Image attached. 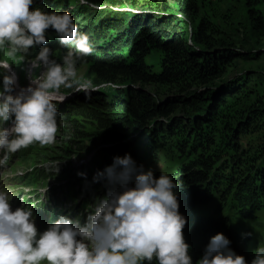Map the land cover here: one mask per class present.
Returning a JSON list of instances; mask_svg holds the SVG:
<instances>
[{"label": "clouds", "instance_id": "9594fccd", "mask_svg": "<svg viewBox=\"0 0 264 264\" xmlns=\"http://www.w3.org/2000/svg\"><path fill=\"white\" fill-rule=\"evenodd\" d=\"M33 2L0 0V50L7 49L11 59L39 48L31 64L42 69L39 79L18 87L8 74L13 64L0 59V152L5 153L0 165L7 153L55 143L57 105L66 99L61 88L73 87L78 62L93 52L89 37L78 33L70 13L42 11L33 8ZM49 29L68 49L60 62L49 47H41L48 43ZM76 87L87 93L91 84L81 81ZM101 179L106 180V195L95 202L85 223L60 217L42 232L32 208L13 210L8 193L0 190V264H151L154 258L158 264H193L183 234L187 220L179 211L178 185L171 177H154L125 153L114 156L93 182ZM230 243L224 234H215L196 264H246ZM250 264H264V247L256 250Z\"/></svg>", "mask_w": 264, "mask_h": 264}, {"label": "rangeland", "instance_id": "374dc122", "mask_svg": "<svg viewBox=\"0 0 264 264\" xmlns=\"http://www.w3.org/2000/svg\"><path fill=\"white\" fill-rule=\"evenodd\" d=\"M55 1L47 4L46 0H34L32 7L40 8L42 11L60 12L54 8ZM62 1L67 3L68 9L77 4L82 5L80 0ZM191 4H194V8L189 12L180 11L175 0H135L134 3L125 2L120 6L90 3L82 5L92 10L112 9L120 14H148L152 16L172 14L176 18L178 32L181 31L184 34L187 43L191 46L210 52L219 51L220 53L222 51L228 53L223 54L222 57L227 58L230 55L231 58L227 65H220L219 76L210 84H201L198 80H186L180 86L122 82L118 79L115 82L96 85V79L90 72L89 64L84 59L79 61L77 64L78 80L71 88H61V93L66 96V99L61 108L57 105L59 116H62V119L57 121L58 131L55 143L44 146L38 144L32 147L26 161L21 163L6 161L0 165V190L8 193L13 210L17 207L32 208L35 225L39 232L44 231L52 223L47 220L42 222L39 218L52 212L54 203H59L55 210L57 214H67L66 217L69 219H78L81 224L85 223L97 201L96 197L102 198L107 192L106 180L101 179L93 182L94 175L98 171L102 172L106 166L112 163L114 157L110 153L112 150L126 144L124 142L138 143L144 138L140 136L139 132L128 136L127 131L102 128L100 124L91 120L88 111L82 108L88 103L89 105L97 104L98 101L93 97V93L106 95L116 88L130 87L137 92L145 91L155 101L163 103L175 101L180 96L187 97L195 92L205 93L202 98L206 105L202 108L203 110H198L195 114L202 122V129L210 133L213 140L217 141L216 143H224L223 138L228 134L238 135L239 143H244L241 151H246L242 161L253 163L259 170L264 166L263 156H261L262 153L264 154V0H260L254 6H247L244 0H194ZM68 9L61 12H67ZM201 20L208 24L206 35L209 43L203 47L198 46L191 37V32H194ZM49 36H53L57 41L55 47L49 46L52 50V58L60 62V58L66 54L68 49L60 45L54 30L49 29L46 32V39L53 42L54 39H48ZM39 50V48H32L26 55L22 56L18 53L15 58L11 59L6 56L7 49L0 50V59H9V62L13 64L8 74L14 76L16 83H21L23 87H27L31 80L40 77L42 69L33 68L31 64ZM148 65L154 66L156 62H148ZM155 68L157 67H153L154 71H156ZM81 81L90 82L91 88L87 93L77 90L76 85ZM186 85L188 89L182 91ZM213 91L216 92L212 94ZM221 92L230 93L232 96H224V105L218 106V111L221 112L211 115L209 108ZM251 109L259 110L254 116L255 120L250 122L251 126L247 133L242 135L236 131L237 124L239 121L247 120L248 116L245 115V112ZM79 110H83L86 115L80 113ZM187 110L190 111L189 106L186 109H177L172 115V119L174 117L185 122L189 119L188 116L190 117L186 113ZM69 113V120L74 127L71 129L67 128L68 124L64 121V117ZM170 118L158 119L164 130L169 127L168 119ZM7 124L6 122L5 127ZM149 127H152V124ZM231 129L235 131L231 133ZM162 138L165 139L164 141L172 143L170 150H167L168 152L160 150L156 158L144 168L145 170L150 169L153 173L157 171L171 173L181 164L194 159L191 154L193 149L188 147L185 152H177L176 143H173L175 138L185 139L188 143L186 136L179 133L173 136V140L165 136ZM2 155L3 152H0V159H2ZM119 156L122 157V155ZM179 156H183V158L180 159ZM102 157H105L104 164L100 168H96L97 159ZM223 160L228 161V157H224ZM219 163L221 162L215 165L218 169ZM241 167L244 169V165ZM91 171L94 172L88 180H85L84 176L78 175V173L90 174ZM38 174L44 177L43 181L41 177H38L39 185L36 181H33L31 186L23 185V181L28 176ZM223 174L226 178L233 177L229 174V170L224 171ZM234 177L232 178L233 182H235ZM36 186H38L36 191L41 194L38 203L21 199L23 196L25 197L28 190ZM91 193L94 197H91ZM219 197L216 196L218 200L214 199L209 203L210 208L205 213L222 212L224 216L231 219L234 227L240 226L252 230L254 241L250 244V249L264 247V212L254 213L251 220L248 221V219L236 215L231 205L227 206L228 198L222 201ZM42 203L46 205L43 210H41ZM198 211L204 212L202 208ZM201 256L197 257V260Z\"/></svg>", "mask_w": 264, "mask_h": 264}, {"label": "trees", "instance_id": "16d2710c", "mask_svg": "<svg viewBox=\"0 0 264 264\" xmlns=\"http://www.w3.org/2000/svg\"><path fill=\"white\" fill-rule=\"evenodd\" d=\"M46 1L47 4L54 2V0ZM175 1L180 11L189 12L194 8V4H191L194 0ZM244 1L247 6H254L260 2V0ZM55 2L56 11L68 9L65 1ZM125 2L134 3L135 0H88L90 4L111 6H120ZM67 12L71 14L77 25L78 33L87 35L93 47L92 54L84 61L89 64L96 85L115 82L117 79L122 82L173 86H180L186 80H198L201 84H210L219 76L222 64L227 65L230 62V55L227 58L222 57L223 54L228 53L199 50L187 43L184 34L178 32L176 18L172 14L159 16L120 14L112 9L92 10L80 4L69 8ZM207 30V22L201 20L194 32H191V37L198 46L208 45ZM151 61L156 62V65H148ZM153 67H157L156 71ZM187 89L186 85L182 91ZM204 95L205 93L195 92L187 97L180 96L175 101L163 103L155 101L145 91L137 92L130 87L116 88L106 95L93 93V97L98 101L97 104L88 103L83 105L82 109L88 111L91 120L100 124L102 128L127 131L128 136L139 132L144 138L138 143L124 142L126 144L109 152L113 156H123L128 153L144 168L156 158L160 150L164 152L170 150L172 143L164 141L162 137L173 140V136L179 133L186 136L188 143L185 139L178 138H175L173 143H176L177 152H185L188 147L193 149L191 154L194 159L181 164L174 172L157 171L153 175L154 177H159L160 174L168 175L178 185L179 211L187 220L183 234L186 243L190 245L189 254L193 264H196L197 257L203 254L210 238L217 233L224 234L231 241L230 247L245 258L246 264H250L257 250L249 248L254 241L252 230L246 227H234L231 219L222 212L210 214L205 211L209 210V203L214 199L218 200L216 196H220L219 199L222 201L228 198L227 206L231 205L236 215L248 221L254 213L264 212V166L259 170L253 163L242 161L246 151H241L244 143H239L238 135L228 134L223 138L224 143H216L210 133L202 129V122L195 114L198 110H203L206 105L202 98ZM224 96L232 95L221 92L209 108L211 115L221 112L218 111V106L224 105ZM62 105L60 103L58 107L61 108ZM188 106L190 111L187 110L186 113L190 115L189 119L185 122L174 117L172 119L177 109H186ZM83 110L79 112L86 115ZM257 110L259 109L245 112L248 118L245 122H238L236 131L242 135L247 133L251 126L250 122L255 120ZM169 117L171 118L168 119L170 124L166 127L167 131L163 129L158 119ZM64 118L68 124L67 128H74L69 120L70 113ZM59 119L61 120L62 116ZM150 124L152 127H149ZM230 131L233 133L235 130ZM226 156L228 161L223 160ZM261 156L264 161V154L262 153ZM179 158L182 159L183 156ZM104 162L105 157L97 159L96 168H100ZM218 162H221L219 169L215 167ZM226 170H229L231 176H235V182L232 181L233 177L226 178L223 174ZM94 171L86 174L85 180L90 179ZM200 208L203 213L198 211ZM245 233L251 235L246 236ZM151 264L158 262L154 258Z\"/></svg>", "mask_w": 264, "mask_h": 264}]
</instances>
